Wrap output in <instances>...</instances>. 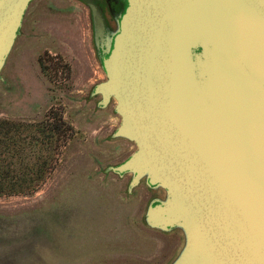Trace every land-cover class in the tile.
<instances>
[{"label":"water","instance_id":"1","mask_svg":"<svg viewBox=\"0 0 264 264\" xmlns=\"http://www.w3.org/2000/svg\"><path fill=\"white\" fill-rule=\"evenodd\" d=\"M33 0H0V72ZM89 9L114 100L112 137L135 149L108 169L163 197L144 223L181 231L169 264H264V0H126L115 27Z\"/></svg>","mask_w":264,"mask_h":264},{"label":"rangeland","instance_id":"2","mask_svg":"<svg viewBox=\"0 0 264 264\" xmlns=\"http://www.w3.org/2000/svg\"><path fill=\"white\" fill-rule=\"evenodd\" d=\"M100 59L81 0L29 4L0 72V121L34 123L53 109L74 135L38 189L0 196V264H169L182 247L180 230L144 223L147 204L163 190L141 180L128 192L130 175L108 169L135 145L111 136L120 122L114 100L101 108L100 96L91 95L105 79ZM7 150L13 162V146ZM37 150L26 161L42 154ZM14 165L9 176H22ZM33 170L37 178L38 166Z\"/></svg>","mask_w":264,"mask_h":264},{"label":"trees","instance_id":"3","mask_svg":"<svg viewBox=\"0 0 264 264\" xmlns=\"http://www.w3.org/2000/svg\"><path fill=\"white\" fill-rule=\"evenodd\" d=\"M73 135V126L63 118L61 113L53 112V109L46 112L40 121L34 123L1 120L0 145L1 152L5 155L0 158V196L29 194L38 189L54 170L61 150ZM10 144L13 146L15 155L13 162L7 161L8 157H13L7 150ZM36 148L42 154L37 155L35 161H26L31 153H35ZM11 163L15 164L13 170L22 173V176H9ZM36 165L38 166L37 178L30 177L29 173L34 171Z\"/></svg>","mask_w":264,"mask_h":264},{"label":"flooded vegetation","instance_id":"4","mask_svg":"<svg viewBox=\"0 0 264 264\" xmlns=\"http://www.w3.org/2000/svg\"><path fill=\"white\" fill-rule=\"evenodd\" d=\"M103 7V11L107 20L108 25L111 27L110 22L114 16L122 13L127 5L126 0H97ZM112 28V27H111ZM98 56L103 57L100 51H97Z\"/></svg>","mask_w":264,"mask_h":264}]
</instances>
